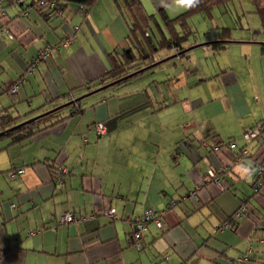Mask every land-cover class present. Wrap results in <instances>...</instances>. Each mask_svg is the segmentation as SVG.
<instances>
[{
    "label": "crops",
    "instance_id": "1",
    "mask_svg": "<svg viewBox=\"0 0 264 264\" xmlns=\"http://www.w3.org/2000/svg\"><path fill=\"white\" fill-rule=\"evenodd\" d=\"M152 1L157 9L166 8L164 0ZM28 3L29 0H24L22 13L18 12L15 5H8L6 9L2 7L5 17L0 19V264H130L124 256L127 252L121 247L120 241L124 239L126 247H134L138 251L146 243L150 228L143 234L140 247H137L128 240L126 227H130L133 219L140 217L145 210L163 208L161 206L165 200L160 197L161 192L166 195L171 184L185 190L184 194L190 192L191 196L182 199L190 207L187 200L194 202L198 198L205 203L217 189L213 180L203 181V176L210 169L219 173L221 167L226 166L219 173L221 177L226 174L223 178L226 183L229 180L232 184H239L249 177L251 181L255 159L264 155V144L260 148L263 136L255 140L242 136L249 127L264 123V108L261 107L258 93L256 90L250 92L247 86L256 79L250 69L251 60L246 54L245 61L250 75L245 79L243 75L240 79L238 75H241L239 67L243 55L238 54L234 66L220 64L215 60L217 52L210 50L214 49L212 44L203 41L194 47L209 45L206 52L215 68L209 69L204 79H210L214 82L213 87L219 88L211 93L220 94L226 99L229 107H225L229 111L228 122L231 123L230 118L233 117L235 129L230 127L226 132L228 140L225 141L212 116H208L207 111L201 112V103L204 102L203 106H206L209 99L202 96L200 86L195 89L188 87L182 95L176 92L178 86H173V94L177 97L172 104L178 110L167 115L173 120L184 117L180 125L193 147L192 152L186 150L179 158L186 159L183 173L188 186L185 187V182H179L178 178H170V175L169 179L156 176L153 183L156 184V191L152 194V180H145L146 176L141 173L137 192L134 193L132 188L137 180L134 178L136 173L131 172L128 179L130 189L120 192L119 188L118 198L132 199L135 205L141 203V206H136L137 211L133 207L127 210V214L122 212L121 218H118L116 210L113 220L105 216L103 211L116 203V200H108L107 203L106 199L116 192L117 183L112 184V194H107L104 174H94L88 165L90 161L96 163L94 158L101 155L99 146L102 141L107 143L106 146L116 143L127 122L116 124L114 117L121 107L110 108L109 97L114 94L102 95L107 86L94 85L96 78L111 68L109 52L127 46V24L118 14L114 0H96L87 10L74 4L69 5L61 14L48 19L43 18ZM167 10L169 12V7ZM75 26L78 28L75 29ZM66 37H72L71 41L60 43ZM257 41L252 39L242 42L255 44ZM45 45L56 47L52 49L51 46L49 56L32 65V59L37 57ZM120 45L123 46L119 48ZM249 48L254 51L256 47ZM188 51L181 55L188 54ZM221 73L224 76L218 79ZM14 82L18 83L17 91L10 93L9 87ZM93 93H100V98L95 97V101L87 100L86 104H82L83 97ZM78 97L80 100L76 101ZM180 99L189 100L180 104ZM70 100L79 102L83 107L82 112L70 114L73 107L68 104ZM57 105H60L62 113L34 124L33 133L22 142H11L8 131L2 132L3 129L53 110ZM88 108L91 113L85 120L83 117ZM99 122L105 125L106 132L103 135L95 128ZM256 129L260 131L258 127ZM137 132L134 141L141 143L144 132L142 128ZM105 137L113 138V141L109 142ZM230 140L236 142L232 149L225 147ZM195 142H199L207 151L215 152L206 157L210 165L208 162L205 165V158L195 148ZM242 149L246 151L245 157H242ZM60 166L65 167L68 174H63L61 182H57L54 175ZM18 169L24 171L20 173ZM156 170L155 165L152 167L153 175ZM144 181L146 183L142 193ZM179 189L176 194L171 193V199L182 194ZM259 189V193L254 194L253 189L250 194L244 195L248 197L244 203L247 212L239 218L237 229L234 231L221 227L219 230L220 234H224L219 240L220 246L226 247L232 243L229 240L231 233L224 230L237 233L240 237L246 236L245 248L237 254L236 259L244 254L252 258L245 263L236 260L237 264H264V183ZM168 203L169 200L164 206ZM65 212H76L86 218L62 223L60 217ZM163 215L166 217L160 228L166 223L168 227L165 230L170 228V232L180 225L182 216L175 210H164ZM122 229L124 236L120 237Z\"/></svg>",
    "mask_w": 264,
    "mask_h": 264
},
{
    "label": "rangeland",
    "instance_id": "2",
    "mask_svg": "<svg viewBox=\"0 0 264 264\" xmlns=\"http://www.w3.org/2000/svg\"><path fill=\"white\" fill-rule=\"evenodd\" d=\"M142 3L148 14L157 12V6L154 1L142 0ZM164 4L167 12V8L169 7L168 14L170 17L183 12L185 6L183 0H164ZM155 17L158 18L156 15ZM151 20L147 24L146 34H150L151 38L154 39V36L158 37V33L153 17ZM176 23V30L179 31L177 33L184 35L185 30L179 22ZM188 25L190 32L182 39L183 47L186 48V51L189 50L188 54H176L174 47L153 51L154 63L151 67L141 71L139 77L103 90L102 95L106 93L109 96L110 93L114 94V96L109 97L110 108L119 109L121 107L118 115L114 117L116 124L127 122V125L120 131L119 139H116V143L110 146H106L107 143L103 141L100 143L99 153L102 156L94 158L96 163L90 161L88 169L92 168L94 174H104L105 181H107V194L109 195L112 194L113 182L117 183L116 192L112 197L109 196L106 201L108 203V200H112L113 202L116 200V203L111 207L115 208L118 218H121L122 212L127 214V210H131L133 207L136 209V206H141V203L135 205L132 199L125 200L118 198L119 188L120 192L123 190L126 192L130 189L128 179L131 172L136 173L134 178L137 182L132 188L134 193L137 192V186L140 183L139 174L141 173L146 176L145 180H152L150 187L152 194L156 191V184H153L156 176H166L169 179L170 175V178H178L179 182L180 180L185 182V187L188 186L184 180L185 175L183 173L186 159L179 158L181 153L186 150L192 152L193 147L191 145L192 141L185 136L183 132L184 128L180 125L184 117L181 116L173 120L171 116L168 117L167 115L178 110L172 104V101L177 97L176 94H173V86H178L176 92L180 95L188 87L195 89L197 88L196 86H200L202 96L209 99L206 106H203L204 102L201 103V112L205 113L207 111L206 114L212 116L213 120H215V125L221 132V137L223 136L225 141L228 140L226 132L230 127L231 129H235L233 126L235 119L231 117L230 122L232 124L228 122L229 111H226L225 107L228 109L229 107L226 99L220 94L211 93L213 90L215 91L219 88H214V82L210 79H204L208 76L209 69H215L210 55L206 52L209 49V45L194 47L195 44L218 39L217 35L222 31L223 27H232L230 31L232 35L231 42L225 43L223 48L217 46L219 43H215V46L213 45L214 49L210 50L211 52H217L215 60L220 64H228V66H234L237 63L238 54H242V65L239 67L241 75H238L240 79L243 78V75L244 79L250 75L245 61V55L247 54L252 64L250 69L256 78L255 81L247 84V86L250 92L251 90H256L261 107L262 109L264 108V53L261 51L260 44V42H264V33H254L255 30L260 29V22L257 14L253 11L251 0H227L224 5L214 6L211 14H193L188 19ZM128 31V27H126V33ZM137 35L141 36L142 34L137 32ZM252 38L258 40V43L245 44L242 42L243 40H252ZM139 42L145 45L146 40L141 36ZM126 44H128L127 41ZM123 45H120L119 48ZM249 47L256 48L254 51H250ZM53 48L55 46H52ZM223 76L222 73L219 74L218 79H222ZM209 85H212V87L208 88L207 86ZM183 87L185 88L183 89ZM204 87L206 88L204 89ZM99 95L100 93H93L87 97H83L82 104H86L87 100L91 102L92 100L95 101L96 98L99 99ZM171 97L173 99L170 100ZM187 100L189 99H180L178 103L182 104ZM90 113L91 110L88 108L83 119L86 120L90 117ZM141 128L144 136L141 143H139L134 141V134L138 133V129ZM105 138L109 142L113 141V138ZM195 148L199 151L200 155L204 156L205 165L207 166L206 162L210 165L206 157L209 153L215 154V152L207 151L199 142H195ZM185 156L188 158L187 155ZM155 165L157 166V170L153 175L152 167ZM249 179L239 184H232L229 180L226 183L222 178V183L225 187L229 186V189H215L212 198L208 199L205 203L196 198L194 202L199 207L190 200H187L190 207L187 206L186 202L179 201L180 196L184 194L185 190L177 188L175 184H171L169 191H166V195H163L161 192L160 197H163V200H165L162 203L161 207L163 208L161 209L178 212L182 216L180 225L177 228L174 227L169 232L170 228L167 231L165 230L168 227L166 223L163 224L162 228L150 223L149 230L151 231L149 232L148 230L146 243L138 251L134 247H126L125 240H121V247L127 252L124 255L125 258L128 259V262H131L130 264H235V262L237 264L236 256L244 250L246 236L240 237L237 233L224 230L231 233L232 237L229 240L232 243L226 247L220 246L219 240L224 234L219 233V230H221L219 226L225 217L237 208L239 197L252 192L253 188L250 186ZM145 183L144 181L142 193H144ZM177 189L182 194H178L171 199V196L178 192ZM132 191H130V194H132ZM132 198L134 199L133 196ZM168 200L169 203L172 200L178 202L172 207L169 206V203L164 206V203ZM161 209H156V211ZM165 217V215L161 216L162 223ZM116 221L121 222L120 219ZM119 224L121 225V223ZM128 228L126 227V231H129ZM162 230L164 233H161ZM123 234L124 231L122 229L120 237H123Z\"/></svg>",
    "mask_w": 264,
    "mask_h": 264
},
{
    "label": "trees",
    "instance_id": "3",
    "mask_svg": "<svg viewBox=\"0 0 264 264\" xmlns=\"http://www.w3.org/2000/svg\"><path fill=\"white\" fill-rule=\"evenodd\" d=\"M226 1L227 0H183V3L185 5L183 12L177 14L174 17H170L167 14L165 8L163 7L157 9L156 13L148 14L145 11V8L141 0H114L117 12L123 18L129 30L126 34V41L128 42V44L126 47H123L121 50L114 49L109 52V58L112 61L111 68L107 70V72H105L102 75H99L96 78L97 82L94 86L106 85L107 86L106 88H108L110 86H114V85L116 86L119 84H123L127 82L128 80L139 77V75L141 74V71L151 67V65L154 63L155 59H154L153 51H157L162 48L174 47L176 49V54L184 53L186 51V48H184L183 47L184 45H182V39L185 37V35L187 36V34L190 32L189 25H188V19L190 18V16H192L195 13L211 14V10L214 6L224 5ZM23 2L24 0H3L4 5L2 4L1 6L4 9H6L5 7L8 5H15L18 8V12L22 13L24 11V9L21 7ZM95 2L96 0H29V3L27 5L39 11L41 15L43 16V18L48 19V18H51L53 15L61 14L64 8L69 5L74 4V5L79 6L81 9L87 10L88 8L93 6ZM251 4H252L253 11L257 14L259 18V22H260V29L255 30L254 33H260V32L264 33V0H251ZM155 15L158 18H156ZM4 17H5V14H0V19H3ZM152 17L154 19V25L156 26V31L158 33V37L154 36L153 37L154 39L151 38L150 34L148 33L146 34L147 32L146 27L148 26L147 24L152 21L151 20ZM176 22H179L181 26L183 27V29L185 30L184 35H179L177 33L179 31L176 30L177 29V26H175V24L177 25ZM77 28L78 26H76L75 29ZM231 29L232 27L230 26L223 27L222 31L218 33L217 35L218 39H215L213 41H209L206 43H211L212 46L213 45L215 46V43L217 44L219 43L217 46L223 48L225 43L231 42L232 40V35L230 34ZM137 32H140L142 34L141 36L146 40L145 45H142L139 42V39L141 36L137 35ZM11 37H13V35H11ZM66 38H70L69 41H71L72 39V37H66ZM252 39L255 40V38H252ZM63 41L64 39L62 40V42ZM62 42L60 41V43ZM260 44H261V51L262 53H264V42H260ZM56 45H51V46L56 47ZM32 65L31 67H33ZM78 100L80 99H77L76 101ZM76 101L74 103L73 101L70 100L68 103V104H72L70 106H73L70 111L71 112L70 114L75 115V114L82 112L83 110V107H81V104H79V102L77 103ZM61 113H62V110L60 109V105H57L54 107L53 110L45 111L39 115H36L34 117L27 119L24 122H21L18 126L8 131L11 142H22L21 140L27 138L30 134L33 133L32 129H33L34 124L42 122L49 116L57 115V114L60 115ZM61 120L63 119H60L59 121ZM256 127H258L260 131L257 132V130H255ZM251 130L252 131L255 130L254 131L255 136L249 138L250 140L251 139L255 140L259 136L260 137L263 136V142L260 145V148H261V146L264 144V123L261 124L259 122L255 126L249 127L248 129H246L242 134L243 138H245L244 134ZM105 132H106V129L103 133H99V134L103 135ZM230 143H234L236 146V142L230 140L226 143L225 147L229 149L234 148L235 146L231 147ZM55 171L56 173L54 176L56 177V174L58 173V171L57 169ZM214 171L216 172L217 170H214ZM224 177H226V174L223 175L221 178H224ZM226 189H229V186H226ZM259 190L260 189H257L253 193L254 194L259 193ZM185 196H188V197L191 196L190 192H186L184 195H181L179 201H182V199ZM239 199H240V203L238 204L237 208L232 213L226 216V219L219 226L220 228L221 227L230 228V229H233L234 231L237 229V223L239 224L240 217H237L235 212L242 203H245V200L248 199V197L243 196V197H240ZM172 201H174L175 204L176 202H178L175 200H172ZM105 216H107L108 218H112L111 220H113L115 217V213H114V216H108L106 214ZM85 218L86 216L84 215V219ZM139 218L140 217L138 218L136 217L133 219V222L130 224V227H129L130 229L127 232L128 240L131 242V244L133 243L132 236H131L132 235V232H131L132 224ZM149 224H147V229L149 227ZM226 225H228V227H226ZM147 229L145 231H147ZM145 231L143 233H145ZM244 257L246 259H243ZM251 258L252 256L249 255L248 257L246 254H244V255L239 256L236 260L239 263H245L247 260H251Z\"/></svg>",
    "mask_w": 264,
    "mask_h": 264
},
{
    "label": "built area",
    "instance_id": "4",
    "mask_svg": "<svg viewBox=\"0 0 264 264\" xmlns=\"http://www.w3.org/2000/svg\"><path fill=\"white\" fill-rule=\"evenodd\" d=\"M2 4H3V0H0V14H5L4 9L1 6ZM75 28H76V26H75ZM5 31H7V29H5ZM9 36L11 37L10 34H9ZM69 40H70V38L64 39L63 44H67L69 42ZM50 49H51L50 46H48V45L44 46L38 52L37 57L32 59V63L36 64L40 60H43L44 58H46L50 53ZM17 88H18V83L14 82L9 87V92L10 93H16ZM95 128L98 131V133H103L105 131V127H104L103 123H100V122L95 124ZM256 130L258 132V129H256ZM244 136H245V138L254 137L255 132L252 130L248 131L244 134ZM230 146L233 147V146H235V144L230 143ZM245 156H246V151H245V149H242V157H245ZM255 161H256L255 166H254L255 170H254V174L251 178L250 183H251V187L254 190H257L264 183V155L258 159L256 158ZM225 169H226V166L221 167V169L219 170V173H222V171ZM23 171H24V169H18L17 170V172H20V173H22ZM14 173L15 172H13V174ZM219 173L210 169L203 176V181L213 180L218 189L224 190V189H226V187L222 183V179H221V176L219 175ZM63 174H67L66 168L63 166L58 167V174L56 175L55 181L61 182V180L63 178ZM174 204H175V202L172 201L169 203V206L172 207V206H174ZM245 210H246V206L244 203H242L240 205V207L235 212L236 216L241 217ZM103 213L108 215V216H114L115 208L114 207L107 208L103 211ZM163 213H164V210H160L158 212L155 210H152V209L145 210L143 212V214L140 216V218L137 219L132 224V229H131L132 235L131 236H132V240H133L134 245H136L137 247H139L141 245L142 236L144 234L143 232L147 229V224L153 223L158 227L161 226V216L163 215ZM83 219H84V215H81L79 213L65 212L61 215L60 222L70 223V222L81 221ZM262 226L264 228V222H263ZM226 227H228V225H226ZM243 259H246V258L244 257Z\"/></svg>",
    "mask_w": 264,
    "mask_h": 264
},
{
    "label": "water",
    "instance_id": "5",
    "mask_svg": "<svg viewBox=\"0 0 264 264\" xmlns=\"http://www.w3.org/2000/svg\"><path fill=\"white\" fill-rule=\"evenodd\" d=\"M104 86H105V85H103V86H101V87H104ZM77 99H80V97L76 98L75 100H77ZM71 101H73V100H71ZM19 124H20V123L14 125L13 127L7 128L6 130H4V131H2V132H7V131L11 130L12 128L18 126Z\"/></svg>",
    "mask_w": 264,
    "mask_h": 264
},
{
    "label": "clouds",
    "instance_id": "6",
    "mask_svg": "<svg viewBox=\"0 0 264 264\" xmlns=\"http://www.w3.org/2000/svg\"><path fill=\"white\" fill-rule=\"evenodd\" d=\"M161 225H162V223H161Z\"/></svg>",
    "mask_w": 264,
    "mask_h": 264
}]
</instances>
